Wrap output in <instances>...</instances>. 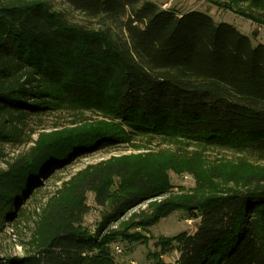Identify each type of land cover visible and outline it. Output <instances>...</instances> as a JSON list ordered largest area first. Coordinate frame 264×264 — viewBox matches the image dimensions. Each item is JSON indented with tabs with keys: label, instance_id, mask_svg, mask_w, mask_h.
Instances as JSON below:
<instances>
[{
	"label": "trees",
	"instance_id": "1",
	"mask_svg": "<svg viewBox=\"0 0 264 264\" xmlns=\"http://www.w3.org/2000/svg\"><path fill=\"white\" fill-rule=\"evenodd\" d=\"M238 1L264 9V0ZM65 2L95 23L72 22L48 0H0V234L34 223L24 254H0V264H119L111 244L137 234L105 230L144 201L170 194V169L191 171L197 187L152 203L128 228L178 210L198 223L192 233L158 239L151 264H264V170L218 177L163 152L112 157L62 175L92 150L139 137L264 161V43L206 11L153 0ZM240 13L264 24V13ZM63 110L102 120L84 118L32 139L30 118ZM32 140L11 157L4 149ZM89 192L106 209L95 233L83 225ZM170 250L174 262L163 259Z\"/></svg>",
	"mask_w": 264,
	"mask_h": 264
},
{
	"label": "rangeland",
	"instance_id": "2",
	"mask_svg": "<svg viewBox=\"0 0 264 264\" xmlns=\"http://www.w3.org/2000/svg\"><path fill=\"white\" fill-rule=\"evenodd\" d=\"M48 1L55 9L64 11L67 18L72 22L85 24L95 23L94 20H90L81 12L72 9L65 0ZM154 1L160 2L161 4L159 5L161 6L164 2H168L169 0ZM214 1L220 4H214ZM226 5H232L233 7L230 6V8H228ZM170 8L180 12L189 10L206 11L216 21L228 22L241 32L249 35L253 44L264 43V24H258L251 18L245 17L240 13L243 11L256 14L264 13L263 8L260 7L258 9L250 4V2H240L238 0H175ZM84 118L90 119L88 122L102 120V118H99L95 113L88 111H55L44 115L42 118H30L28 131L30 129L36 131L32 135V139L35 140L42 131L51 132L55 129L70 128L76 125L81 126V123H73ZM34 140L21 144H6L4 149L8 156L11 157L19 152L28 150L34 144ZM142 144H146L149 150H140L138 146ZM163 152L174 154L177 163L181 165L190 164L196 167L198 172L213 171L218 177L222 174L228 175L234 172L246 177V175L264 170V161L259 160L257 157L247 152L233 151L219 147H208L184 140L174 141L162 137L144 140L142 137H139L129 143H118L108 148L92 150L87 155L75 159L74 162L65 169L62 175L69 178L72 174L85 168L89 164L99 163L112 157L138 155L141 153L160 154ZM0 166H5V163L0 161ZM168 175L173 184L170 194L156 196L144 201L129 210L119 221L113 223L107 231L105 230V232L115 230L118 231L117 233L123 231L130 235L137 234L138 239L133 240V238H131L130 240H124L122 236H119V238L111 244L112 251L119 264H151L153 259L150 253L159 251V247L155 244L158 239L172 237L184 231L192 233L196 230L198 218L189 216L186 212L179 210L167 217L161 218L158 222L147 228H128V226L135 221L143 219L151 213L152 208L150 205L152 203L160 202L172 195L189 193L197 187L199 182V177L189 170L176 172L174 169H170ZM220 180H222V178ZM48 189H54L53 182L48 185ZM87 198L90 211L86 214L83 225L92 233H95L103 219L106 209L96 203L95 193L89 192ZM38 202H35L31 206V212L34 207L37 206ZM33 227L34 223L31 219L17 226H7L4 233L0 234V254H24V242L30 237ZM140 235H143V237H140ZM117 245H119L120 250L117 249ZM177 256L178 254L175 250H170L163 256V259L167 262H174Z\"/></svg>",
	"mask_w": 264,
	"mask_h": 264
},
{
	"label": "built area",
	"instance_id": "3",
	"mask_svg": "<svg viewBox=\"0 0 264 264\" xmlns=\"http://www.w3.org/2000/svg\"><path fill=\"white\" fill-rule=\"evenodd\" d=\"M173 1H174V0H169L167 3H165V4L163 5V8H169V7H168V4H170V3L173 2ZM117 249L120 250L119 245H117Z\"/></svg>",
	"mask_w": 264,
	"mask_h": 264
},
{
	"label": "crops",
	"instance_id": "4",
	"mask_svg": "<svg viewBox=\"0 0 264 264\" xmlns=\"http://www.w3.org/2000/svg\"><path fill=\"white\" fill-rule=\"evenodd\" d=\"M154 1V0H153ZM175 1V0H174ZM173 1V2H174ZM156 2V1H155ZM173 2H171L170 4H168V7L170 8L171 6H172V4H173ZM157 4H161L160 2H156ZM165 3H167V2H164L161 6H162V8H163V5L165 4Z\"/></svg>",
	"mask_w": 264,
	"mask_h": 264
}]
</instances>
